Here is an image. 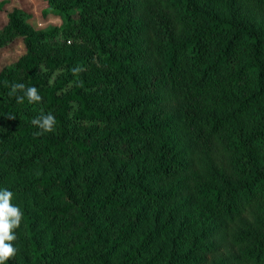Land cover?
<instances>
[{
	"label": "trees",
	"instance_id": "16d2710c",
	"mask_svg": "<svg viewBox=\"0 0 264 264\" xmlns=\"http://www.w3.org/2000/svg\"><path fill=\"white\" fill-rule=\"evenodd\" d=\"M48 3L0 26L5 264H264V0Z\"/></svg>",
	"mask_w": 264,
	"mask_h": 264
},
{
	"label": "clouds",
	"instance_id": "9594fccd",
	"mask_svg": "<svg viewBox=\"0 0 264 264\" xmlns=\"http://www.w3.org/2000/svg\"><path fill=\"white\" fill-rule=\"evenodd\" d=\"M83 70V68L76 67L72 69V72L75 75ZM18 91L23 92L24 95H16ZM9 95H15L17 103H23L25 97L30 104L40 102L43 99L35 86L26 88L23 83L13 84ZM32 124L41 129L42 133L52 132L56 120L51 113L41 114L33 118ZM12 198L13 193L11 191L7 189L0 191V264H5L6 261L14 258L18 251L12 243L17 239L13 230L20 226L23 213L18 206L12 204Z\"/></svg>",
	"mask_w": 264,
	"mask_h": 264
},
{
	"label": "rangeland",
	"instance_id": "374dc122",
	"mask_svg": "<svg viewBox=\"0 0 264 264\" xmlns=\"http://www.w3.org/2000/svg\"><path fill=\"white\" fill-rule=\"evenodd\" d=\"M15 6H22L30 12V22L37 28H47L61 23L58 15L46 10L49 7L48 0H0V26L6 23L8 11ZM24 51L25 47L20 38L1 48L0 68L17 59Z\"/></svg>",
	"mask_w": 264,
	"mask_h": 264
}]
</instances>
